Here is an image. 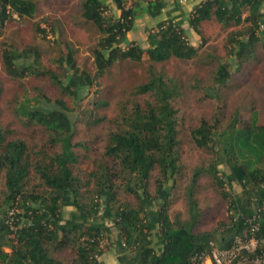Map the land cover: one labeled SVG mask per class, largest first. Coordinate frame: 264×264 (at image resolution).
<instances>
[{
  "label": "trees",
  "instance_id": "16d2710c",
  "mask_svg": "<svg viewBox=\"0 0 264 264\" xmlns=\"http://www.w3.org/2000/svg\"><path fill=\"white\" fill-rule=\"evenodd\" d=\"M112 1L118 11L115 19L102 14L106 6L102 0L80 2L82 17L103 34L92 51L96 67L92 76L77 69L69 46L57 61L64 69L61 77L71 71L66 81L41 68L39 53L29 47L20 51L4 44L1 49L4 70L11 77L49 74L61 93L71 95L91 85L116 61L138 62L143 52L150 61L146 79L133 86L130 98L120 102L119 113L112 119L114 129L107 137L106 158L87 173L85 180L73 172L77 162L72 143L74 127L61 100L42 102L40 98L31 104L22 102L16 108L28 122L49 131L51 146H58L51 154L39 151L33 160L26 143L21 139L7 140V131L0 125V175L5 186L2 203L10 209H21L14 213V228L5 222L8 212L3 217L0 209L1 264H101L97 260L103 251L100 240L109 228L92 222L99 214L117 231L119 264H190L195 252L228 246L235 235L244 232V218L260 207L258 235L264 237V125L258 124L255 116L244 122L236 113L222 130L216 120L202 119L191 130L194 144L208 150L211 158L206 166L193 168L185 186L187 218L169 216L170 187L182 168L178 108L174 104L181 95V86L173 77L156 70L153 63L170 58L191 59L198 48L188 41L181 22L171 17L161 20L147 34L146 49L134 41L126 42L134 22V2L127 6L128 0ZM36 11V0H0V34L13 14L32 17ZM209 19L224 27L238 26L226 38L227 51L237 69L255 56L258 45L264 48V0H202L194 6L187 22L199 34L201 22ZM229 78L228 64L219 62L213 74L214 84L225 86ZM137 95L146 98L140 102L135 99ZM221 164L229 170L225 179L219 169ZM32 171L46 192L28 191ZM202 174L211 176L223 198L229 196L225 186L232 181L244 193L237 198L230 225L218 234V230L194 232L200 211L195 189ZM89 185L90 198L81 200L83 187ZM120 190L131 194L135 203L119 200ZM65 206H71V210L64 218ZM152 230L159 235L158 251L152 242ZM65 250L72 252L71 259L62 256ZM243 264L251 263L246 260Z\"/></svg>",
  "mask_w": 264,
  "mask_h": 264
},
{
  "label": "rangeland",
  "instance_id": "374dc122",
  "mask_svg": "<svg viewBox=\"0 0 264 264\" xmlns=\"http://www.w3.org/2000/svg\"><path fill=\"white\" fill-rule=\"evenodd\" d=\"M135 0H128L131 5ZM37 11L32 17H18L13 14L7 19L0 34V125L7 131L6 139H21L34 156L39 151L52 153L58 150L57 145L51 146L49 131L41 125L28 122L18 114L16 108L20 103H33L42 98L50 101L61 100L67 106V112L73 123L72 135L73 151L77 155V162L73 165V172L82 180L87 173L96 168L104 155L107 137L114 129L112 119L119 113V104L130 98V90L137 83L144 81L147 76V67L150 64L146 52L141 60L128 59L114 62L102 76L97 77L91 85L77 89L75 95L63 94L52 82L49 74H27L23 77H11L6 73L1 58V49L4 44L22 50L31 48L39 53L40 67L56 73L59 77L64 69L59 65L58 58L65 54L67 46L73 52L75 65L79 71L88 72L91 76L95 72L93 48L103 34L96 25L81 15V0H36ZM130 2V3H129ZM196 6V5H195ZM102 14L108 19L118 16L116 9L103 7ZM141 20V24L143 25ZM148 22L149 30H154V19ZM238 26L224 27L214 19L201 22L197 34L187 26L185 35L188 41L198 48L197 55L191 59L170 58L163 63H153L156 70H161L173 77L181 86V95L174 102L178 108V138L180 140V175L170 187L169 216L184 220L187 218L185 200V186L194 167L206 166L211 153L197 147L191 137V130L202 119L210 122L217 121L220 130L224 129L229 120L237 113L247 122L252 116L260 125H264V48L258 45L255 56L245 62L239 69L235 66L233 56L227 51L226 38L231 30ZM139 45L146 49V39L140 37ZM125 47L124 43H120ZM219 62L228 64L230 78L225 86L218 87L213 82V74ZM61 74V75H60ZM69 71L64 78H71ZM78 83L77 77L74 79ZM73 88V87H72ZM146 95H137L136 100L142 102ZM223 178L229 173L225 164L219 165ZM152 173L149 189L154 190V176ZM27 189L29 192H46L39 178L32 171L29 175ZM91 186L83 187L81 200L90 198ZM169 186V185H168ZM225 188L229 192L223 198L211 176L202 174L195 189L196 202L199 207V218L194 232H204L223 229L230 225L233 208L237 205V198L244 193L240 186L232 181ZM5 186L0 175V209L2 216L11 209L3 203ZM236 199V200H235ZM119 200L132 204L135 199L131 194L122 190ZM233 201V205L231 204ZM15 213L21 212L17 206ZM71 206L62 208L63 217H69ZM7 213V214H5ZM92 222L106 225L109 229L103 232L100 245L103 250L111 247L119 248L117 231L111 222L101 215L92 218ZM151 238L155 249H160L159 235L151 231ZM216 244V242H214ZM72 258V252L65 250L62 256Z\"/></svg>",
  "mask_w": 264,
  "mask_h": 264
},
{
  "label": "crops",
  "instance_id": "0c3cea01",
  "mask_svg": "<svg viewBox=\"0 0 264 264\" xmlns=\"http://www.w3.org/2000/svg\"><path fill=\"white\" fill-rule=\"evenodd\" d=\"M202 0H135L133 3L135 16L132 28L126 34V42L134 41L138 43L140 37L147 38L151 31L148 28L149 19H154L155 23L171 17L173 20L181 22V26L186 30L188 26L187 19L195 5ZM102 2L111 9H116L112 0H102ZM130 3V2H129ZM128 6V3L126 4ZM117 10V9H116ZM143 21V25L141 24ZM119 247V246H118ZM120 247L116 250L114 247L109 250H103L97 257L101 264H119Z\"/></svg>",
  "mask_w": 264,
  "mask_h": 264
},
{
  "label": "built area",
  "instance_id": "2783aa9c",
  "mask_svg": "<svg viewBox=\"0 0 264 264\" xmlns=\"http://www.w3.org/2000/svg\"><path fill=\"white\" fill-rule=\"evenodd\" d=\"M260 208L244 218V232L235 235L228 246L215 247L210 252H195L190 258V264H243L246 260L251 264H264V237L258 235ZM14 213L15 210L11 209L5 219L11 228H14Z\"/></svg>",
  "mask_w": 264,
  "mask_h": 264
}]
</instances>
